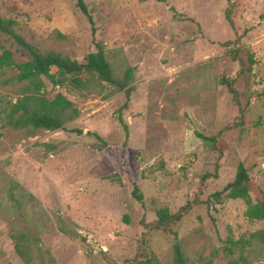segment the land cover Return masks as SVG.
<instances>
[{
  "label": "rangeland",
  "instance_id": "rangeland-1",
  "mask_svg": "<svg viewBox=\"0 0 264 264\" xmlns=\"http://www.w3.org/2000/svg\"><path fill=\"white\" fill-rule=\"evenodd\" d=\"M84 2L92 26L75 0H0V17L38 49L81 62L98 44L113 75L130 69L132 79L127 99L96 75L55 86L40 76V95H63L76 114L64 130L14 129L6 114L31 86L0 70V264H174L173 234L186 264H228V239L264 230L244 217L243 200L223 192L243 165L252 200L264 193V0ZM0 46L28 60L1 34ZM197 134H221L218 166ZM93 135L116 147L126 141L142 203ZM187 203L173 234L149 228L158 210L175 214ZM247 257L264 264V244L253 240Z\"/></svg>",
  "mask_w": 264,
  "mask_h": 264
},
{
  "label": "trees",
  "instance_id": "trees-1",
  "mask_svg": "<svg viewBox=\"0 0 264 264\" xmlns=\"http://www.w3.org/2000/svg\"><path fill=\"white\" fill-rule=\"evenodd\" d=\"M76 6L80 12L87 18L90 25H93L92 17L87 10L84 0H75ZM228 1V0H227ZM226 20L231 27L233 22L226 13ZM92 33L94 29L92 28ZM0 34L7 37L12 46L18 47L28 55V60L16 61L11 50L4 46H0V70L3 68H11L17 71L15 81H28L30 84V93L23 98L17 100L9 107L6 114V122L14 129H23L31 127L35 129H43L47 131L64 130L66 120H71L76 111L73 109V104L63 95L57 94L54 99L48 101L40 91L42 83L39 77L47 79L52 85L63 84L68 81L72 85H78L80 75L88 73L96 75L100 81L109 83L120 91H124L125 96L129 99L132 88L129 87L131 79V70L128 69L121 79L113 75L110 64L108 63L103 49L95 44V51L89 52L81 61L71 60L66 55H63L54 50H41L27 41L17 32V23L14 20L0 17ZM235 44L234 42L226 43ZM233 59L238 61L242 68L244 63L242 59L237 57L238 51L232 52ZM55 68L56 72L51 73V69ZM242 72V71H241ZM229 92L233 100L237 101V92L233 89V81L226 82ZM126 104L123 105L125 108ZM72 110V114L67 115L68 110ZM242 115V112L240 113ZM242 117V116H241ZM121 123V122H120ZM125 139L128 137L127 126L123 125ZM74 133L82 134V130L74 129ZM90 134V133H88ZM99 140V148L103 151L107 158L112 162L116 174L122 175L127 179L131 186V197L142 203L143 195L138 187V180L142 178L139 171L138 159L136 156H129V149L126 141L116 147L108 144L97 135H93ZM221 134L215 137H208L197 134V138L208 144L217 155L218 162L223 158L226 144L221 141ZM252 185L249 181L247 170L243 165H239L233 182L229 183L223 192L227 193L229 199H241L246 205L244 217L249 221H264V193L256 189V197L252 200L250 192ZM218 196V195H216ZM191 210L189 203L180 207L175 214H171L167 209L157 211V219L149 225L152 230L169 232L171 226L179 222ZM174 235L173 252L174 264H186L181 245ZM253 240H257L264 244V230L256 233H251L247 237H240L237 241L227 240V246L224 247L223 253L228 264H249L248 248ZM18 252V250H17ZM209 264V263H206Z\"/></svg>",
  "mask_w": 264,
  "mask_h": 264
}]
</instances>
